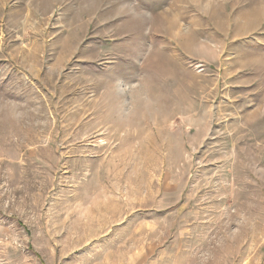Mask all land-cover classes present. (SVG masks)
I'll return each instance as SVG.
<instances>
[{
	"label": "rangeland",
	"instance_id": "1",
	"mask_svg": "<svg viewBox=\"0 0 264 264\" xmlns=\"http://www.w3.org/2000/svg\"><path fill=\"white\" fill-rule=\"evenodd\" d=\"M0 264H264V0H0Z\"/></svg>",
	"mask_w": 264,
	"mask_h": 264
}]
</instances>
